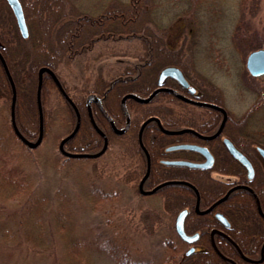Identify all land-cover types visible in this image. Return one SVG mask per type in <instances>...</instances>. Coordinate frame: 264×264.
I'll return each instance as SVG.
<instances>
[{
    "label": "trees",
    "instance_id": "trees-1",
    "mask_svg": "<svg viewBox=\"0 0 264 264\" xmlns=\"http://www.w3.org/2000/svg\"><path fill=\"white\" fill-rule=\"evenodd\" d=\"M163 1L130 0L128 3L114 1L102 13L94 15L78 8V0H20L29 29V37L23 39L6 0H0V53L16 88L15 122L20 134L33 143L39 138L40 114L37 93L40 85L39 70L42 67L50 68L57 75L81 116L79 131L65 143L64 149L71 154H94L103 148L104 140L94 129L89 117L87 99L90 95H95L101 100L104 109L116 127L121 130L126 125V116L121 107L122 98L129 94H136L141 98L148 97L157 88V75L162 68L176 66L191 82L189 72L196 67V56L205 52L203 55L210 65L231 73L238 69L233 63V54L229 52L232 49L237 52L238 63L241 64L237 76L241 82L242 94L253 98L254 105L241 117L227 111L228 119L222 136L230 138L254 162L253 154L256 150L252 145L261 144L264 147V131L255 135L246 131L244 127L248 125L257 107L261 104L264 106V92L259 88L256 79L249 76L243 68L240 57L264 48V27L259 30L253 22L244 21L238 11L243 5L248 6L247 0L238 2L235 0L233 6L236 16L230 32L227 35L218 34L210 20L206 19L210 13V6L217 9L215 13L220 12L217 6L210 4L209 0H185V6L182 8L179 5L175 6L176 14L171 12L170 15V18L175 14L176 18L185 20L184 29L180 31L182 34L178 33L175 38L170 37L174 28L168 25V21L165 25H160L155 19V13L164 5ZM176 1L180 3L182 0ZM257 2L258 0L250 1L248 7L250 16L257 15L254 12L258 8ZM152 14L155 18L151 17ZM181 38L182 44L178 48L177 42ZM107 39H139L145 52L140 57L143 63L127 68L121 75L112 79L98 76L93 89L80 90L79 96H74L69 86L61 79L59 68L69 59L86 52L96 40ZM165 86L182 91L174 80H167ZM12 95V86L0 60V100L10 113ZM54 96L58 101L55 105ZM197 99L224 108V95L215 87L210 92L202 91ZM41 105L44 127L42 144L47 142L52 130L60 122L66 127L64 134L57 137L54 135L55 138L53 136L58 145L74 130L77 115L47 73L42 77ZM125 106L130 126L124 134H117L111 128L96 104L92 105V112L96 124L108 138L106 153L112 152L117 146L122 153L137 161L134 178L138 185L146 174L149 156L151 170L144 182L145 190H151L166 181H184L196 187L205 201L212 202L226 190V187L217 185L216 180L211 177L214 172L238 176L240 183L251 185L255 192L264 190V173L256 166L255 178L248 181L244 168L227 153L222 136L213 140H202L193 133L164 132L190 129L200 135L211 136L217 132L223 120V115L218 110L190 104L170 92H160L148 103L128 99ZM60 108H63V111H60ZM151 118L158 119L162 128L155 120L147 123L142 133L144 146L142 148L139 132L142 124ZM174 144L206 146L214 155L216 162L211 169L206 170L162 164L163 159L197 162L204 160L197 152L165 151ZM38 148L31 149L19 139L10 119L0 123V201L18 208L20 215L16 222L17 232L38 246H45L50 237L59 240L61 264H95L90 248L76 232L68 194L63 189L58 190L55 194L56 202L51 206V200L37 191L31 176L14 172L18 167L13 168L12 163L20 160L19 165H22L29 160L32 161L33 158L30 156ZM59 155L62 161L57 160L58 166L61 163V166L69 164L68 166L74 168L91 162V159L68 158L60 151ZM84 194L94 211L104 210L107 225L114 228L111 219L112 205L119 198V191L114 187L100 188L93 181ZM154 195L165 197L173 213L188 210L185 230L188 234L196 231L193 227L196 216L194 211L196 192L192 187L186 184L166 185ZM250 206L245 204L247 211L250 210ZM49 207L52 210H49ZM208 223L218 227L215 219L207 220V217H203L199 218L198 230L208 234L210 228L204 229ZM0 232L7 240L15 238L11 228L5 226L2 221ZM128 233L127 230L114 228L107 245L101 248L114 264H232L220 257L211 243L204 246V253L186 256L184 253L186 244L177 236L173 227L163 240L164 252L158 261L153 263L136 261ZM220 240L223 239L217 236V247L222 254L233 259L236 264H243L244 261L235 247L231 243L226 246ZM236 243L245 254L250 253L239 240Z\"/></svg>",
    "mask_w": 264,
    "mask_h": 264
},
{
    "label": "rangeland",
    "instance_id": "rangeland-1",
    "mask_svg": "<svg viewBox=\"0 0 264 264\" xmlns=\"http://www.w3.org/2000/svg\"><path fill=\"white\" fill-rule=\"evenodd\" d=\"M114 1L128 3L130 0H78L77 7L84 12L98 15ZM209 1L210 4L216 5L220 12L215 13L217 9L210 6V13L206 19L210 20L218 34L225 33L227 35L236 16L233 6L235 0ZM250 1L247 0L248 6L243 5L238 14L241 13L244 21H251L256 24L257 29L262 30L264 27V0H258L256 4L258 8L256 7L257 9L254 10L257 15L254 17L248 14ZM163 2L162 9H158V12L155 13L156 18L153 14L151 17L153 16L152 18H155L160 25H165L168 21V25L174 28L170 37L175 38L180 31H183L185 20L176 18L174 7L179 5L182 8L186 1L182 0L179 3L176 0H164ZM170 6L173 8L170 9ZM171 12L175 13L172 18H170ZM181 44L182 38L177 42V47L179 48ZM229 52L233 54V63L237 65V70L226 73L224 70L213 67L204 57L205 52H202L196 56V67L189 72V79H192V86L196 87L200 93L204 90L210 92L214 87L220 90L224 95V108L236 117H241L254 105V99L242 94L241 82L237 76L241 64L238 63L237 52L232 49ZM144 53L139 39L96 40L86 52L64 62L58 72L61 79L71 89L72 94L78 97L80 90L93 89L98 76L112 79L121 75L127 68L139 65L142 62L140 57ZM246 58L247 55L240 57L245 70ZM256 82L264 92V77L256 79ZM53 98L55 105L58 101L55 96ZM62 109L60 108V111H63ZM9 119L11 120L10 111L4 108L3 102L0 100V123ZM61 124L60 122L52 130L47 142L33 152L30 156L33 158L32 161L29 160L22 165H19L21 164L20 160L12 163L13 168L18 167L14 172L31 176L35 181L37 191L51 200V206L56 202L55 194L58 190L63 189L68 194L76 232L90 248L95 264H114L101 250L107 245L114 228L129 232L130 244L136 261L151 263L158 261L164 252L163 240L170 233L172 227L174 228L177 213L170 210L165 197L141 195L137 191L138 184L134 178L137 161L122 153L117 146L112 152L93 159L91 162H86L83 166L71 168L68 166L69 164L56 165L57 160L62 161V159L59 155V144L57 145L54 138L66 132V127ZM244 129L255 135L264 131L263 104L257 107ZM259 146L262 145H252L255 150ZM253 158L262 169L261 172H264V162L261 156L256 152L253 154ZM214 174L217 173L214 172ZM93 181L100 188L114 187L120 193L119 198L112 205L111 219L114 222V228L107 225L104 210L94 211L85 198L84 192L89 189ZM48 209L52 210L51 207ZM19 215L20 212L16 206L6 205L0 201V221L11 228L15 235L14 239L7 240L0 232V264H61L59 240L50 237L45 242V246H38L22 233L17 232L16 222ZM187 249L186 247L185 250Z\"/></svg>",
    "mask_w": 264,
    "mask_h": 264
},
{
    "label": "water",
    "instance_id": "water-1",
    "mask_svg": "<svg viewBox=\"0 0 264 264\" xmlns=\"http://www.w3.org/2000/svg\"><path fill=\"white\" fill-rule=\"evenodd\" d=\"M6 1H7L9 7L11 8V10H12L14 16H15L16 23H17V26H18V29L20 31V34H21L22 38L27 39L28 36H29V32H28V28H27V24H26V21H25L23 8H22V5H21L20 1L19 0H6ZM0 60H1L2 64H3V67H4V70H5L6 74H7L8 78H9V80H10V83H11V86H12V91H13L12 105H11V122H12L13 129H14L16 135L19 137V139L22 142H24L31 149L37 148L41 144L42 139H43V133L44 132H43V114H42V106H41V83H42V76H43L44 73H47L50 76H52L56 86L59 89V91L62 93V95L65 97V99L72 105V107L74 108V110L76 111V114H77V118L78 119H77V125H76L75 129L73 130V132L70 135H68L66 138H64L61 141L60 145H59L60 152L64 156H66L68 158L95 159V158L101 157L106 152V150L108 148V139H107L106 135L96 125L95 120L93 118V115L90 112V106H91L92 103H95L98 106V108L100 109L102 114L109 121L112 129L117 134L125 133L127 131L128 127H129V124H130V120L128 118V114H127V111H126V108H125V102H126L127 99H134V100H136V101H138L140 103H148L149 101L152 100V98L158 92H161V91L170 92V93L174 94L176 97H178V98H180V99H182L184 101L193 103L195 105L207 106V107L214 108V109L220 111L223 114L224 118H223L222 124H221L219 130L217 131V133L214 134L213 136H202V135H199V137L201 139H203V140H212L214 138L219 137L222 134L224 126H225V123L227 121V112L223 108H221V107H219L217 105H214V104H208V103L199 102V101H196V100H193V99H190V98H186V97L180 95L175 90H172V89H169V88H165L163 86L164 85V81L167 78H171V79L176 80L183 88L189 89V93H190L191 96H195V93H196V89L195 88H189L190 84H189L188 80L185 78V76L182 73V71L179 68H177V67L169 66V67H166V68L162 69V71H161V73L159 75L158 88L149 97H147V98H139V97H137L134 94H130V95H126L122 99L121 106H122L124 114L127 117V124H126V127L123 130H118L115 127L112 119L110 118V116L107 114V112L103 108V106L101 104V101L94 95L90 96L88 98V101H87L88 102V108H89V116H90V120H91V123H92L94 129L104 139L103 148L97 154H70V153H68V152H66L64 150V145H65V143L67 141L72 139L76 135V133L78 132V130L80 128L81 119H80V114L78 113V110H77L76 106L74 105V103L72 102V100L70 99L68 94L65 92V90L62 87V84L58 80L57 76L54 74V72L52 70H50L47 67L42 68L39 71L40 85H39V89H38V93H37V102H38V108H39V113H40V134H39V138H38L37 142L33 143V142H30V141L26 140L20 134V132L18 131V128L16 126V122H15L16 89H15V85H14V82L12 80V77H11V75L9 73L8 67L6 65V62H5L4 58L2 57L1 53H0ZM245 66H246V69H247V71H248L250 76H252L254 78H259V77L264 76V48H260V49L254 50L250 54H248V56L246 58V65ZM152 120H155L158 123V125L160 126V122L157 119H151V120L146 121L142 125V128L140 130V134H139L140 142L142 140V133H143L144 127L147 125V123H149ZM187 132H191V133L197 134V133H195L192 130H182V131H176V132L165 131V133H168V134H183V133H187ZM223 143H224L225 148L227 149L228 153L235 160H237L242 166L245 167L246 172H247L248 180H252L254 178V176H255V170H254L253 165L250 162V160L235 147V145L233 144V142L229 138H224L223 139ZM141 145H142V142H141ZM142 147H143V145H142ZM178 150H189V151L198 152V153H200V154H202L204 156L205 161L201 162V163H197V162L186 161V160H166V161H163V163L167 164V165L187 166V167H190V168H200V169H209V168H211L214 165V161H215L214 156L211 154V152L208 150V148H206L204 146L192 145V144H177V145L170 146V147H168L166 149L167 152L178 151ZM258 152L260 153V155L264 159V149L259 147L258 148ZM149 173H150V162L148 161V168H147L146 175H145V177L143 178L142 182L139 185V191H140L141 194L151 195V194L155 193L161 187L166 186V185H170V184H186V185L192 187L194 190H196L194 186H192L191 184L186 183V182H182V181H168V182L162 183L161 185L157 186L156 188H154L151 191H144L143 190V183L146 180V178L148 177ZM249 190L251 192H253L251 189H249ZM223 199H225V197ZM223 199L219 200L213 206H215L218 203H220L221 201H223ZM187 214H188L187 210H184V211H182V212H180L178 214V216L176 217V220H175V231H176L177 235L184 242H186L188 244H193L198 239V235H188V234H186L185 229H184V222H185V218H186ZM216 216H217L219 221L224 226H226V227L230 226L228 220L222 214H217ZM215 232H217V231H215ZM214 248L218 252V254L220 256H222V254L217 249L216 245H214ZM193 252H194V248H190L188 250V252H187V255H190Z\"/></svg>",
    "mask_w": 264,
    "mask_h": 264
},
{
    "label": "flooded vegetation",
    "instance_id": "flooded-vegetation-1",
    "mask_svg": "<svg viewBox=\"0 0 264 264\" xmlns=\"http://www.w3.org/2000/svg\"><path fill=\"white\" fill-rule=\"evenodd\" d=\"M187 91L188 90H184V92ZM253 164L254 168L258 165L256 162ZM260 170L262 171V169ZM211 177L216 180L217 185L222 188L226 187V190L220 193L218 198L212 202L205 201L199 192L196 193V204L194 209L196 216L193 221V227L196 231L192 234H198L199 236L193 244L195 248L193 254L204 253V246L207 243H211V245H213V243L217 244L216 241L218 236L220 239H223L220 241L224 243V245L227 246L231 243L235 247L241 259L244 261L243 264H264V190L260 192H251L249 189H252V186L247 183H240L238 176H226L213 173ZM224 197L225 199H223ZM222 199L223 201L213 206ZM245 204L251 205L250 210H246ZM202 206L204 208H202ZM218 213L222 214L228 220L230 223L229 227L222 225L216 216ZM203 217H207V220L209 218L212 220L215 219L218 227L208 223L204 227V229L210 228L208 234L198 230L199 218ZM214 231L218 233H214ZM237 240L249 249V254H245L241 249L240 252L236 248L235 244H237ZM242 254L246 258L256 262L247 261L243 258ZM232 261L234 262V260ZM232 264L236 263L234 262Z\"/></svg>",
    "mask_w": 264,
    "mask_h": 264
}]
</instances>
